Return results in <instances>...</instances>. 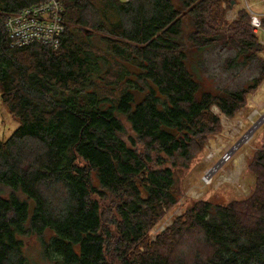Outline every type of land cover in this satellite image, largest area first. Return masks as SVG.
Returning a JSON list of instances; mask_svg holds the SVG:
<instances>
[{"label":"trees","instance_id":"trees-1","mask_svg":"<svg viewBox=\"0 0 264 264\" xmlns=\"http://www.w3.org/2000/svg\"><path fill=\"white\" fill-rule=\"evenodd\" d=\"M44 1L0 0V104L19 124L0 140V264H32L33 234L49 264H264V141L247 200L192 203L151 239L179 202L175 171L218 130L214 109L233 116L264 80L249 13L228 21L235 0H59V47L12 48L5 15ZM255 62L246 87L194 78Z\"/></svg>","mask_w":264,"mask_h":264},{"label":"rangeland","instance_id":"rangeland-1","mask_svg":"<svg viewBox=\"0 0 264 264\" xmlns=\"http://www.w3.org/2000/svg\"><path fill=\"white\" fill-rule=\"evenodd\" d=\"M235 1L236 5L228 12V21L235 18L239 9H244L245 1L254 13L264 15V0ZM182 29L184 32L188 30L187 22H183ZM213 57L217 58L216 52ZM262 58L264 59V53ZM212 64H216V60ZM186 65L192 72L193 65L199 66L198 56L194 53L189 55ZM212 68L215 80L202 74V78L200 75H194L200 85V91L217 93L220 85L233 90L246 87L258 74L257 62L229 73H222L215 69V66ZM214 113L219 118L218 130L207 138L204 148L195 151L188 167H178L175 171L174 187L179 202L164 214L151 232V239L170 226L192 203L208 201L225 205L245 201L253 193L255 178L249 171V164L264 141V120L259 123L264 115V80L246 97L245 104L233 116L226 117L218 109H214ZM18 126L17 121L0 104V140H6ZM251 130L255 131L250 139L242 144L243 137ZM236 146L239 147L232 153ZM214 169L216 172L208 175L209 171ZM6 194L7 190L0 188V196ZM21 240L24 245L23 253L32 264H49L43 256L39 237L33 234L21 237Z\"/></svg>","mask_w":264,"mask_h":264},{"label":"built area","instance_id":"built-area-1","mask_svg":"<svg viewBox=\"0 0 264 264\" xmlns=\"http://www.w3.org/2000/svg\"><path fill=\"white\" fill-rule=\"evenodd\" d=\"M244 9L250 15V26L264 47V15L254 13L245 1ZM63 6L59 0H45L42 3L6 14L3 27L10 40V46L21 49L33 44L49 46L56 50L64 33L62 21Z\"/></svg>","mask_w":264,"mask_h":264},{"label":"bare ground","instance_id":"bare-ground-1","mask_svg":"<svg viewBox=\"0 0 264 264\" xmlns=\"http://www.w3.org/2000/svg\"><path fill=\"white\" fill-rule=\"evenodd\" d=\"M255 130H251L250 132H248L246 135H245V137H243V139H242V144H245L249 139H250V137L252 136V134H253V132H254ZM239 146H236L235 148H234V150H232V153L238 148ZM216 172V169H214V170H212V171H209V173H208V175H212L213 173H215Z\"/></svg>","mask_w":264,"mask_h":264},{"label":"water","instance_id":"water-1","mask_svg":"<svg viewBox=\"0 0 264 264\" xmlns=\"http://www.w3.org/2000/svg\"><path fill=\"white\" fill-rule=\"evenodd\" d=\"M264 120V115L261 117V119L259 120V123L261 122V121H263ZM258 125V124H257Z\"/></svg>","mask_w":264,"mask_h":264}]
</instances>
